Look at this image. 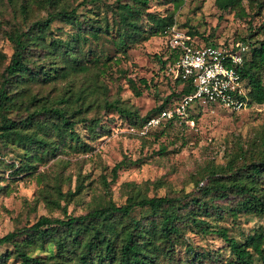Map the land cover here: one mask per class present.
Returning a JSON list of instances; mask_svg holds the SVG:
<instances>
[{"label": "rangeland", "instance_id": "1", "mask_svg": "<svg viewBox=\"0 0 264 264\" xmlns=\"http://www.w3.org/2000/svg\"><path fill=\"white\" fill-rule=\"evenodd\" d=\"M80 1L0 0V78L14 51L10 33L26 30L49 11ZM77 15L81 35L76 25L54 17L46 41L74 42L79 37V44L68 45L78 67L60 68L54 78L28 72L10 78L14 101L9 114L22 117L41 104H55L65 108L71 119L85 116L97 121L75 123L73 137L62 139L58 118L45 113L22 129L40 141L19 143L12 136H0V236L19 231L16 239L23 240L27 226L41 215L66 218L110 201L122 204L141 196L168 195L177 198L171 209L179 231L171 241L156 242L165 249L158 252L154 264H232L235 255L219 228L239 243L255 240L260 252L252 253L253 260L261 264L264 212L250 207V197L234 183L255 177L257 191L264 192V102L231 111L197 101L185 114L163 119L145 132L139 123L178 89L161 64L168 54L159 29L163 20L167 29L185 30L199 41H235L253 34L246 38L252 42L264 38V0H238L225 9L215 0H149L140 14L130 16L137 23L135 30L102 2L82 3ZM91 24L100 26L98 39L90 34L82 39ZM23 57L32 70L66 62L47 47L30 42ZM260 77L264 84V66ZM106 102L117 103L131 116ZM171 102L172 97L167 103ZM131 216L144 227L159 221L146 207L136 206ZM130 223L125 218L120 224ZM81 225L75 226L76 231L55 225L43 228L34 242L23 247L33 256L64 264H110L95 259V249L90 258L82 253L83 241L95 238L90 224L85 222L84 230ZM58 239L65 250H58ZM0 258V264L20 260L11 242L0 245Z\"/></svg>", "mask_w": 264, "mask_h": 264}, {"label": "trees", "instance_id": "2", "mask_svg": "<svg viewBox=\"0 0 264 264\" xmlns=\"http://www.w3.org/2000/svg\"><path fill=\"white\" fill-rule=\"evenodd\" d=\"M237 1L238 0H215L216 4L221 9H225ZM85 2H102L108 8L116 9L120 14L121 21L125 25L128 24L130 29L135 30L137 23L130 16L140 14L141 7L145 6L149 0H81L75 6L70 8H66L63 5L60 6V8L49 11L45 18L32 21L26 30L10 33L9 38L13 42L14 51L9 64L4 68V72L0 78V136H12L13 139H16L19 143L40 141L39 136L33 133L23 132L22 129L27 128L35 121L38 122L37 118L45 113H51L58 118L57 129L62 139L65 135L73 137L75 123L87 122L91 125V123L97 121L94 118L88 119L85 116L71 119V114H69L65 108L55 104H41L33 110L28 111L22 117L15 118L9 114V111L13 108L14 101V94L10 90V78L18 75V73L22 74L25 72L41 75L46 78H54L58 75L60 68L67 67L68 69L73 70L78 67L76 62L70 58L72 51L68 45L69 42L74 45L75 43L79 44V37L75 38L74 42H71L70 40L64 42L57 38H52L47 42L46 30L50 27L51 20L54 17H58L67 24L76 25L78 35H81L80 31L82 25L81 22L77 20V9ZM166 25H168L167 22L163 20L160 25L161 28H159L165 36V43L168 50V54L161 60V64L165 73L177 84L178 89L168 94L164 102L144 116L143 120L139 123L140 127L145 124L150 116L157 114L163 108H168L177 103L184 94L192 90L191 83L179 76L173 75L172 72L167 70L169 64L174 63L179 57L180 50L168 45ZM99 29L100 26H94L91 24L82 34V39H86L88 34H90L93 39H98ZM127 33L128 31L125 32L123 37L119 38L120 44L125 42L124 39ZM191 37L193 38L195 45H206L210 43L223 44L231 41H199L195 36L191 35ZM252 37L253 34H249L242 39H252ZM29 42L47 47L50 53L53 55L58 54L59 57H64L66 62L60 60L55 62L49 69L38 68L32 70L27 66L23 57L24 48ZM251 44V51L244 58L243 64L240 68V74L250 102L261 103L264 102V84L260 77V72L264 66V38L253 40ZM55 59L56 58L52 61H55ZM170 97H172L171 105L167 103ZM61 99L62 98H60V100ZM197 101L201 100L193 99L187 108L191 106L193 102ZM106 105L115 108L127 116H131L130 111L124 109L115 102H106ZM179 116L180 115H172L165 120L171 121ZM133 123L136 122L133 121ZM234 184L237 190L248 194L250 197V207L257 212H264V192L257 191V180L255 177H252L248 181L240 180ZM176 199L177 198L174 196L168 195H152L149 197L141 196L139 198L130 199L122 204L110 201L100 206L92 207L84 214L68 216L66 218L41 215L33 223L27 226L26 238L23 240H17L16 237L20 232L9 231L0 236V245L6 242L14 244L15 253L20 259L18 264H64L59 259L48 260L41 256H33L28 253V250L26 251L24 249L23 245L28 242H34L36 232L43 228L55 225L76 231L77 227L75 226L82 224L81 230H84L85 228L83 225L86 222L92 227L91 229L94 231L93 234L95 240L89 238L83 241V246L85 248L82 250V253L84 252L85 256L89 257L91 251L95 249V259L104 258L107 259L110 264H154L158 252L165 249L162 245H157L156 242L162 241L164 243L171 241L173 238L172 234L176 235L179 231L178 226L174 222L175 212L171 209ZM136 206L146 207L150 209L153 214L158 215V224H155L153 227H144L138 219L131 216V213ZM125 218H129L131 221V223L126 226L120 224ZM217 230L220 236L228 242L231 252L235 255V260L232 264H257L253 260L252 253L260 252V248L255 240L239 243L233 237H229L224 229L219 228ZM81 243V240L77 241L79 247H82ZM57 247L59 251L65 250L66 246L63 240H57ZM1 258L3 257L1 256ZM261 264H264V258Z\"/></svg>", "mask_w": 264, "mask_h": 264}, {"label": "built area", "instance_id": "3", "mask_svg": "<svg viewBox=\"0 0 264 264\" xmlns=\"http://www.w3.org/2000/svg\"><path fill=\"white\" fill-rule=\"evenodd\" d=\"M167 36L168 45L180 50L179 57L167 70L191 83L192 90L177 103L150 116L142 126V132L172 115L185 114L193 99L215 102L235 111L252 105L240 74L244 58L251 51L250 40L195 45L188 32L174 26L167 29Z\"/></svg>", "mask_w": 264, "mask_h": 264}]
</instances>
